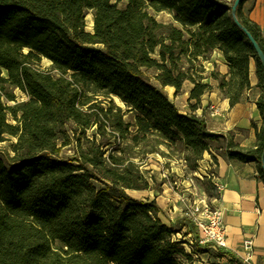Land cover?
Returning <instances> with one entry per match:
<instances>
[{
  "label": "trees",
  "instance_id": "obj_1",
  "mask_svg": "<svg viewBox=\"0 0 264 264\" xmlns=\"http://www.w3.org/2000/svg\"><path fill=\"white\" fill-rule=\"evenodd\" d=\"M244 1L236 18L264 54L259 27L242 12ZM233 2L0 0V68L7 74L0 72V143L6 136L16 139L13 157L0 155V264L190 260L173 238L180 229L162 223L154 202L126 193L149 188L136 162L149 154L182 160L195 171L205 153L224 145L228 159L255 163L264 184V70L231 15ZM149 9L170 13L173 22H157ZM86 10L93 13L92 32L85 30ZM213 51L228 64L227 78L213 73L211 78L230 106L250 88L249 64L255 63L262 123H251L252 148L241 147L231 134L209 132L201 117L180 113L145 73L155 71L156 82L175 94L184 82L192 83L188 102L194 111L212 90L202 82L199 62ZM42 59L55 74L38 68ZM13 89L28 99L18 103ZM112 97L132 121L123 119ZM69 122L81 135L95 132L84 149L79 139L74 157L65 160L58 157V142ZM204 180L207 196L218 198Z\"/></svg>",
  "mask_w": 264,
  "mask_h": 264
},
{
  "label": "crops",
  "instance_id": "obj_2",
  "mask_svg": "<svg viewBox=\"0 0 264 264\" xmlns=\"http://www.w3.org/2000/svg\"><path fill=\"white\" fill-rule=\"evenodd\" d=\"M242 12L259 27L264 38V0H245L242 4ZM199 64L204 69L201 73L202 82L212 86V90L202 96L197 108L194 111L189 108L188 97L193 88V84L189 81L184 82L178 94H175L173 88L168 97L180 113L193 114L203 118L209 132L231 134L234 141L241 147H254L256 134L251 123L254 122L258 127L262 123L256 106L261 91L257 87L254 61L251 60L249 64L250 88L243 92L241 100L233 106H230L229 101L223 98L217 88V81L211 78L212 73L219 77H228L229 68L222 53L213 51L208 61L200 60ZM190 104H194V102H190ZM211 154H214L216 161L213 169L214 178L210 181L215 189L216 185H220L222 190L218 194L216 189L218 198L208 197L204 189H201L200 193L210 205L221 211L227 235V248L215 250L200 246V250L195 251L191 247L188 249L187 255L194 260L186 264H237L236 261L243 264H264V184L258 179L257 166L255 163H243L228 159L224 145H220V147H214L210 153L203 155V158L198 162L201 169L209 163ZM191 199L198 202L194 196ZM156 202L159 210L158 217L166 226H169L165 219L167 212L173 214L174 217L171 206L176 210L185 208L184 204L178 207L172 202L162 203L160 199H156ZM181 209H179L180 212ZM173 217H170V220ZM177 217L175 220H178ZM173 222L171 221V223ZM188 235L195 237L196 234L193 232ZM245 239H251L254 245L253 256L249 262L243 260L244 253L241 246ZM188 243L191 245L192 240Z\"/></svg>",
  "mask_w": 264,
  "mask_h": 264
},
{
  "label": "rangeland",
  "instance_id": "obj_3",
  "mask_svg": "<svg viewBox=\"0 0 264 264\" xmlns=\"http://www.w3.org/2000/svg\"><path fill=\"white\" fill-rule=\"evenodd\" d=\"M231 0H228L230 2ZM121 6V5H119ZM149 14L154 17V19L163 24H168L173 22L172 15L168 12H155L152 9L148 10ZM85 30L87 32L93 31V13L90 10H86L85 12ZM39 69L45 72H51L55 74V71L51 68V63L47 59H42L38 66ZM0 72L3 77H6V71L0 68ZM150 82L162 89V91L168 96L170 95L167 88H162L158 82L154 79L155 71L148 70L145 71ZM13 93L16 96V101L18 103L26 101L28 99L27 95H25L19 89H13ZM102 98H99L101 101ZM112 101L116 107L121 108L122 114L126 112V107L124 104L116 97H112ZM189 103V102H188ZM7 105H13L12 102L6 103ZM103 106L107 107L105 104ZM131 113H125L123 119L127 122L132 121ZM8 122L11 124H16L10 118H8ZM95 132V128H91L83 135H81V130L77 128V126L71 122L64 126V130L60 135V140L58 142V147L60 148V152L58 153V157L61 159L68 160L74 157L76 150H78V140L80 139V143L82 145V149L86 146V139L91 140L93 138V134ZM108 138V136H106ZM6 140L0 143V155L4 158L13 157V152L11 151V146L16 142V139L13 137L6 136ZM101 140L100 137H97V141ZM68 142L69 144L65 147L62 146L63 142ZM161 150H164L162 147ZM139 164V169L141 174L144 176L146 181L149 183V188L144 191H135V190H127L126 193L134 200L142 201V202H154L156 199H160L162 203L169 204L172 202L176 206L180 207L181 204L185 205V208H178L177 210L171 206L173 210V214L167 212V216L165 219L168 221H164L172 228L180 229V231L174 235V240L182 242V246L186 252H189L188 249L191 247L197 251L200 250V245L194 242V236H189L188 233L196 234V227L193 225L192 220L188 217V211L190 207L193 205L194 200L191 197H195L198 202L204 198H202L200 190L207 187V184L204 182L206 180L210 181V179L203 177V179L197 178L196 173H198L199 168L201 169V165L197 166L195 171L189 170L185 167L184 162L182 160L176 158H164L159 154H149L147 156L142 157L139 160H136ZM205 183V184H204ZM190 191V192H189ZM192 193V194H190ZM207 195V194H206ZM202 198V199H201ZM197 202V203H198ZM189 203L190 205L188 206ZM157 206V204H156ZM158 207V206H157ZM181 209V212L179 211ZM176 213V214H175ZM178 216V217H177ZM170 217L172 220H170ZM176 217L178 220H175ZM171 221H174L171 223ZM182 229V230H181ZM188 229V230H185ZM190 229V230H189ZM192 240L193 244H189L188 241ZM203 247V246H201ZM211 249V248H210ZM220 257V256H218ZM194 259L190 258L187 260L185 258L181 259L183 264L192 262Z\"/></svg>",
  "mask_w": 264,
  "mask_h": 264
},
{
  "label": "built area",
  "instance_id": "obj_4",
  "mask_svg": "<svg viewBox=\"0 0 264 264\" xmlns=\"http://www.w3.org/2000/svg\"><path fill=\"white\" fill-rule=\"evenodd\" d=\"M214 155V154H213ZM212 154L210 155V157ZM214 161L212 157L204 168L199 169L196 177L203 179H213ZM217 193L222 190V186L216 185ZM188 217L191 218L197 233L194 242L203 247H210L215 250H224L227 248V235L225 225L222 221L221 211L210 205L206 199L194 202L188 211ZM193 244V242L191 243ZM243 260L249 262L253 256L254 245L251 239H245L242 242Z\"/></svg>",
  "mask_w": 264,
  "mask_h": 264
},
{
  "label": "water",
  "instance_id": "obj_5",
  "mask_svg": "<svg viewBox=\"0 0 264 264\" xmlns=\"http://www.w3.org/2000/svg\"><path fill=\"white\" fill-rule=\"evenodd\" d=\"M242 0H234L233 5L231 6V15L235 21V23L237 24V26L245 33L246 37L248 38L249 42L252 45V48L259 60V63L261 65V67L264 70V54L261 51L260 47L258 46V44L255 42V40L253 39V37L246 31V29L238 22L237 18H236V9L238 7V5L241 3ZM261 167L262 170L264 172V149H263V153H262V159H261Z\"/></svg>",
  "mask_w": 264,
  "mask_h": 264
},
{
  "label": "bare ground",
  "instance_id": "obj_6",
  "mask_svg": "<svg viewBox=\"0 0 264 264\" xmlns=\"http://www.w3.org/2000/svg\"><path fill=\"white\" fill-rule=\"evenodd\" d=\"M167 90L169 91V93H171L173 91L172 87H168Z\"/></svg>",
  "mask_w": 264,
  "mask_h": 264
}]
</instances>
